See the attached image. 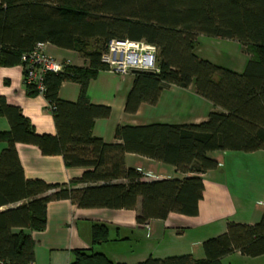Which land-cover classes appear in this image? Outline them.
<instances>
[{
  "label": "trees",
  "instance_id": "16d2710c",
  "mask_svg": "<svg viewBox=\"0 0 264 264\" xmlns=\"http://www.w3.org/2000/svg\"><path fill=\"white\" fill-rule=\"evenodd\" d=\"M0 67L23 65L37 44L76 52L88 69L66 66L45 77L43 97L52 113L56 136H39L21 110L0 98V264L34 263L30 233L46 226L47 205L68 200L79 209L135 210L137 224L170 215L196 217L205 190L202 176L218 167L216 152L264 151V0H0ZM200 36L234 41L249 54L242 75L194 55ZM112 41L144 42L156 49L154 72L132 71L134 82L124 111L154 106L175 86L210 102L215 111L196 126L118 127L119 144L94 138L95 121L110 110L92 106L89 82L107 70L102 56ZM92 42V44H91ZM80 86L76 103L59 100L62 83ZM27 95L37 94L33 86ZM221 110L222 112L216 111ZM37 147L45 157H62L67 168L86 169L66 185L26 180L16 146ZM137 155L175 168L183 179L150 181L125 167ZM108 241V229H92V247ZM204 260L192 255L149 257L137 264H221L233 253L264 256V214L254 225L229 222L224 234L202 243ZM71 264H114L102 254L77 251Z\"/></svg>",
  "mask_w": 264,
  "mask_h": 264
},
{
  "label": "crops",
  "instance_id": "0c3cea01",
  "mask_svg": "<svg viewBox=\"0 0 264 264\" xmlns=\"http://www.w3.org/2000/svg\"><path fill=\"white\" fill-rule=\"evenodd\" d=\"M44 52L53 59L68 62L71 67L89 68L88 62L76 52L50 45L44 46ZM194 55L236 75L244 73L249 61V54L239 43L205 36L198 38ZM131 73L119 75L102 70L88 84L90 104L110 110L108 118L95 121L92 131L94 138L107 145L119 144L115 139L118 127L196 126L205 123L215 111L210 102L196 94L193 84L188 89L171 86L161 93L156 105L142 104L135 114H127L124 108L134 82ZM23 77L21 66L0 67V98L9 106L19 108L37 135L55 137L56 129L47 101L42 95L29 97ZM79 95L80 86L76 83L65 82L59 88L58 97L63 102L76 103ZM8 130L7 120L0 118V132ZM2 148L0 145V152ZM16 151L26 180L66 185L80 179L86 170L67 168L62 157H45L35 146L19 144ZM209 157L217 161L218 167L202 176L205 190L196 217L173 214L164 221L154 220L141 226L136 221L140 202L130 211L85 210L68 200L51 202L47 205L45 229L30 233L34 242V264H71L77 251L102 254L114 264H137L149 257L164 259L183 255L204 260L202 243L224 234L229 222L254 225L264 214V187L259 188L258 196H241L239 191L233 193L229 187L236 177V173H231L233 164L235 167L249 165L264 183V151L250 154L216 152ZM124 163L126 168L137 170L150 181L186 177L171 166L137 155H126ZM95 226L108 229V241L92 247ZM262 257L249 260L233 253L222 259L221 264H255L252 261Z\"/></svg>",
  "mask_w": 264,
  "mask_h": 264
},
{
  "label": "built area",
  "instance_id": "2783aa9c",
  "mask_svg": "<svg viewBox=\"0 0 264 264\" xmlns=\"http://www.w3.org/2000/svg\"><path fill=\"white\" fill-rule=\"evenodd\" d=\"M44 44L22 57L23 83L25 88L33 86L38 95H44L45 77L49 73L62 72L68 62L51 58L44 52ZM102 64L115 74L125 75L132 71L154 72L156 49L144 42L112 41L102 56ZM34 264V263H32Z\"/></svg>",
  "mask_w": 264,
  "mask_h": 264
},
{
  "label": "rangeland",
  "instance_id": "374dc122",
  "mask_svg": "<svg viewBox=\"0 0 264 264\" xmlns=\"http://www.w3.org/2000/svg\"><path fill=\"white\" fill-rule=\"evenodd\" d=\"M233 167L234 168L231 169V173H236V177L232 179V183L234 186L232 184H229V187H231V191H233V193L239 191V194L241 196H258L259 188L264 187V183L261 182L260 177L252 172V168H250L249 165L242 167L238 165L237 167H235V165L233 164ZM234 187L235 189H233ZM249 260L255 259L250 258ZM252 262H254L255 264H264V257L258 259V261Z\"/></svg>",
  "mask_w": 264,
  "mask_h": 264
}]
</instances>
